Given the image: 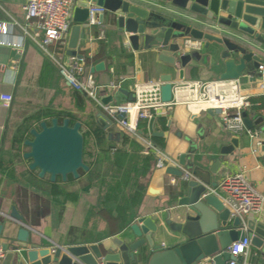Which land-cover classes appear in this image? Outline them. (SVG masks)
Returning <instances> with one entry per match:
<instances>
[{
    "label": "crops",
    "instance_id": "1",
    "mask_svg": "<svg viewBox=\"0 0 264 264\" xmlns=\"http://www.w3.org/2000/svg\"><path fill=\"white\" fill-rule=\"evenodd\" d=\"M24 3L25 0H0V94L12 96L9 106L0 103V220L4 222L0 244L7 236L6 216L13 206L23 216L24 222L38 232L37 239L49 246L110 243L112 236L131 235L129 226L140 217L150 216L162 222L173 211L188 179L168 174L165 170L168 166L157 168L152 153L154 159L145 175L137 180L138 184L144 186V191L141 192L140 201L130 208V221L125 225L116 219H108L98 201L104 189L97 188L87 176L72 177V181H68V177L66 181L57 177L55 181L66 194L55 195L51 193L49 182L52 181L49 176L39 177L37 169H29L30 160L23 157L28 150L24 140L30 138L29 130L38 128L40 121L49 123L51 118H59L54 114L56 112L64 114L63 118H69L67 114L73 116L81 123V131L87 123H96L103 128V121L98 116L102 114L107 124L103 128L107 139L118 145L125 132L102 111L98 103L83 91L67 84L57 63L23 32L21 26L27 23L23 13ZM110 19L111 15L105 11L102 17L99 16V24L87 25L77 47L78 54L91 58L96 55V60L88 65L83 60L84 76H92L100 99L112 95L111 103L129 101L134 82L160 80V75L166 73L172 75L171 81L179 80L178 63L171 67L159 61L153 47L150 50H133L125 35L110 24ZM28 25L34 31V21L28 22ZM67 36L68 33L51 44L49 52L60 57L63 64L71 65L73 61L66 54ZM252 41L256 45L254 52L264 64V42ZM200 42L199 48L184 50L205 55L204 64L191 60L184 68L182 80L219 78L222 70L220 46L212 42L205 48L204 41ZM99 61L104 62V69L91 71V66ZM255 74H246L238 80L242 93L250 101L260 99L256 110L250 108L246 111L254 124L251 129L260 132L257 125L264 123V88L262 80ZM162 116L167 119L166 129L156 124L154 118L152 130L158 135H153L148 126L146 132H141L149 133L150 139L151 136L164 137V148L151 141L172 160L178 162L184 154L183 171L192 174L198 168L203 173L217 164L210 174V180L218 185L223 177L245 170L248 181L264 194V151L261 148L252 151L254 140L245 131L234 134L225 130L213 110L191 114L185 106L175 105ZM19 136L23 137L20 141L17 140ZM259 137L262 138L260 134ZM140 153L144 154L142 150ZM150 187L157 192H149ZM92 215L99 217L101 222L95 224ZM253 215L255 222L264 225V201ZM230 223L231 220H228ZM175 235L165 227L164 234L158 237L157 242L163 244L162 248H167L173 243ZM240 262L264 264V243L261 249L250 243L248 254L241 256Z\"/></svg>",
    "mask_w": 264,
    "mask_h": 264
},
{
    "label": "water",
    "instance_id": "2",
    "mask_svg": "<svg viewBox=\"0 0 264 264\" xmlns=\"http://www.w3.org/2000/svg\"><path fill=\"white\" fill-rule=\"evenodd\" d=\"M86 1L90 0H78L73 9L66 44V54L70 57L83 58L77 53V47L87 26ZM91 1L111 15L110 24L125 35L133 50L153 47L159 61L171 67L178 63L179 80L183 79L184 68L191 60L204 64L206 58L197 51L184 50L181 41L189 37L204 41L205 48L212 42L220 46V79H239L256 73L264 88V71H258L262 59L254 52L256 45L252 41L264 42V0ZM104 67V62L99 61L90 70L99 71ZM159 79L162 82L161 100L169 101L172 75L162 74ZM112 99V95L103 97L101 103L107 104ZM98 116L106 128L102 114ZM243 117L246 127L253 128L246 112ZM153 121L154 117L148 120L149 131L158 135L152 130ZM257 126L263 139L260 148L264 151V123ZM29 134L30 138L24 140L28 150L23 157L30 160L29 169H37L39 177L48 175L52 182L57 177L66 181L68 175L77 178L80 170H88L83 161L84 138L79 121L70 124L67 117L61 122L53 117L49 123L40 121L38 128H31ZM184 158L185 155H181L180 166H168L166 172L180 177ZM216 166L203 173L198 168L193 170L173 211L162 222L150 216L140 217L129 226L131 235L112 236L110 243L45 245L37 239L38 232L24 222L13 206L6 216L7 236L1 245L5 255L0 264H225L233 259L240 262V258L228 252V246L248 237L253 247L261 249L264 225L255 222L253 213L247 214L244 227L239 217L230 219L229 208L217 190V183L210 180ZM210 189L216 192H210ZM149 192L156 193L157 190L150 187ZM228 220H231L230 224ZM3 226V220H0V234ZM165 227L176 235L171 246L162 248L157 240L164 234Z\"/></svg>",
    "mask_w": 264,
    "mask_h": 264
},
{
    "label": "built area",
    "instance_id": "3",
    "mask_svg": "<svg viewBox=\"0 0 264 264\" xmlns=\"http://www.w3.org/2000/svg\"><path fill=\"white\" fill-rule=\"evenodd\" d=\"M78 0H25L23 5L26 24L23 32L46 52L57 64L62 78L72 88L83 91L88 97L100 105L102 111L112 118L122 130L135 138L142 145V153H152L155 156V166L179 167L178 162L169 158L165 152L158 148L150 139V134H143L138 126V120H149L165 114L175 105H183L191 114L201 111L213 110L217 113L223 128L237 134L245 131L254 140L253 152L259 151L263 139L259 137V130L247 128L244 123L243 112L251 108L249 97L242 93L238 79H190L171 81V99L162 101L160 96V80L136 81L132 84V100L123 103L102 104L96 94V87L90 74L84 76L83 58L69 57L73 64H63L60 57L49 52V46L64 38L72 24V14ZM87 2V25L99 24V16L105 9L93 1ZM34 21V31L29 29L28 22ZM200 40L186 37L182 40L183 48H199ZM1 67H3L1 65ZM258 71H264V64L258 66ZM12 100L10 94H0L2 106H9ZM122 115V117H119ZM191 174L183 171L181 177L189 179ZM217 190L222 194V199L230 211V217H239L242 226H245L244 216L256 213L262 202L264 194L260 193L247 179L245 170L223 177L217 185ZM210 192H216L210 189ZM224 192V193H223ZM163 245V244H161ZM250 239L232 242L227 250L240 258L248 254ZM5 250L0 244V260L4 257ZM225 264H245L236 259Z\"/></svg>",
    "mask_w": 264,
    "mask_h": 264
},
{
    "label": "trees",
    "instance_id": "4",
    "mask_svg": "<svg viewBox=\"0 0 264 264\" xmlns=\"http://www.w3.org/2000/svg\"><path fill=\"white\" fill-rule=\"evenodd\" d=\"M83 60L84 64L88 65L96 60V55L92 58L83 55ZM259 101V98L251 99L252 111L258 108L256 104ZM54 114L59 117V122L65 117L60 112ZM67 115L70 124H73L76 119ZM155 122L160 124L162 129H166L165 116H156ZM137 126L140 131L146 132L148 123L140 119ZM82 133L84 138L83 161L88 166V170H80L79 177L87 176L92 182L94 181L97 188L103 187V193L99 195L98 201L108 215V219H116L117 222L125 225L130 221L128 219L130 208L140 201L141 192L144 191V186L138 184V177L145 175L154 157L150 153L141 154V144L127 133L121 135L119 145L109 141L105 129L96 123H87ZM22 139L23 137L19 136L17 140ZM151 139L159 147L164 148V137L151 136ZM72 180V176L69 175L68 181ZM49 183L52 194H66L58 181ZM113 211H116L115 215Z\"/></svg>",
    "mask_w": 264,
    "mask_h": 264
},
{
    "label": "rangeland",
    "instance_id": "5",
    "mask_svg": "<svg viewBox=\"0 0 264 264\" xmlns=\"http://www.w3.org/2000/svg\"><path fill=\"white\" fill-rule=\"evenodd\" d=\"M90 215H91V213H90ZM92 216L94 218V219H92V221L95 220V221H93V222H95V224H96V222H97V224L101 222V221L99 222V220H100L99 217H95L94 215H92Z\"/></svg>",
    "mask_w": 264,
    "mask_h": 264
}]
</instances>
